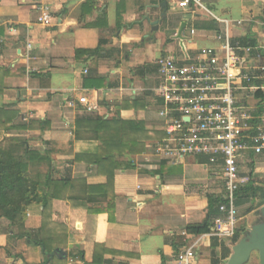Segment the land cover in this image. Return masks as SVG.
Instances as JSON below:
<instances>
[{"label":"crops","instance_id":"crops-1","mask_svg":"<svg viewBox=\"0 0 264 264\" xmlns=\"http://www.w3.org/2000/svg\"><path fill=\"white\" fill-rule=\"evenodd\" d=\"M181 1L167 0L164 17V0H0V144L33 155L29 174L49 200L22 225L0 219V264H171L191 247L197 264H226L238 241L186 231L205 222L209 196L225 194L221 165L170 163L152 149L164 135L157 60L219 49L218 34L264 45V0ZM42 6L49 24L38 22ZM183 24L197 34L181 44ZM242 163L264 179V157ZM243 221L238 230L256 222ZM50 231L53 253L39 244Z\"/></svg>","mask_w":264,"mask_h":264},{"label":"built area","instance_id":"built-area-1","mask_svg":"<svg viewBox=\"0 0 264 264\" xmlns=\"http://www.w3.org/2000/svg\"><path fill=\"white\" fill-rule=\"evenodd\" d=\"M192 3L201 4V0H182L178 6L186 9ZM39 13L40 24L52 21L50 7H40ZM188 31L189 36L181 32L182 39L175 34V40L183 44L197 34L194 28ZM216 40L219 49H203L195 59L186 54L182 60L172 56L157 60L160 85L155 94L161 102L158 115L164 135L152 149L157 158L170 163L206 156L211 164L221 165L225 201L214 236L233 239L240 223L236 206L242 185L239 162L247 153L264 157V45L233 43L222 34ZM5 43L0 36V68ZM247 63L253 66L248 68ZM259 92L262 96L257 97ZM79 103L89 112L97 109L85 97ZM197 261V248L191 247L171 264Z\"/></svg>","mask_w":264,"mask_h":264},{"label":"trees","instance_id":"trees-1","mask_svg":"<svg viewBox=\"0 0 264 264\" xmlns=\"http://www.w3.org/2000/svg\"><path fill=\"white\" fill-rule=\"evenodd\" d=\"M240 42L247 45L249 41L242 39ZM89 53L95 54L98 53V50ZM260 96H262L261 92L258 93L257 97ZM18 142L13 141L10 146L0 144V219L7 220L11 226L22 225L30 207L43 205L45 214L49 204L44 185L38 180L33 179L29 174L28 161L33 160V155L26 152L19 155V150L16 147H21V145ZM119 143H121L120 140ZM220 163L222 164L223 162ZM250 168L253 169V166H250ZM252 176L253 170H251L248 176L250 179L247 184H242L237 191L236 206L238 208H241L248 202H257L259 208L264 206V186H255L251 178ZM47 180L49 181L50 178L48 177ZM112 181L113 178L109 177L107 185L110 188L113 187ZM224 201V195L209 196L208 213L205 222L201 225L189 226L186 230L187 233L194 236L214 233L215 222L221 218L219 208ZM45 227L46 224L42 226V232H47ZM245 231L246 229L237 230L234 243L243 237ZM53 242L54 237L50 231V236L41 238L39 244L48 253H53V249H51ZM81 256L82 261H84L83 255ZM93 264H110V262L94 260Z\"/></svg>","mask_w":264,"mask_h":264},{"label":"water","instance_id":"water-1","mask_svg":"<svg viewBox=\"0 0 264 264\" xmlns=\"http://www.w3.org/2000/svg\"><path fill=\"white\" fill-rule=\"evenodd\" d=\"M164 17L168 11L167 0L161 4ZM186 24H183L181 31ZM178 37L182 39L181 32ZM257 221L248 228L243 237L232 248V255L226 264H250L254 254L258 256L259 264H264V206L257 212Z\"/></svg>","mask_w":264,"mask_h":264},{"label":"rangeland","instance_id":"rangeland-1","mask_svg":"<svg viewBox=\"0 0 264 264\" xmlns=\"http://www.w3.org/2000/svg\"><path fill=\"white\" fill-rule=\"evenodd\" d=\"M5 145V144H1ZM7 146V145H6ZM251 172L250 164L247 165L241 164L240 166V176L242 180V184H247L248 180L250 179L249 174ZM254 180L255 186L264 183V179H261L258 175H253L251 177ZM258 203L257 202H248L246 205L239 208V216L240 218H244L246 221H243V225L248 226L249 223L252 221H257V212L259 211ZM258 261V256L254 254L250 264H256Z\"/></svg>","mask_w":264,"mask_h":264}]
</instances>
